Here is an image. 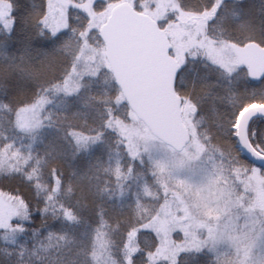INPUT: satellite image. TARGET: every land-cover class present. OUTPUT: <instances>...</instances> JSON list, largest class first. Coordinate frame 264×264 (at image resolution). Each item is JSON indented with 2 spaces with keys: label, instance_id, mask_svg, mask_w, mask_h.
<instances>
[{
  "label": "trees",
  "instance_id": "trees-1",
  "mask_svg": "<svg viewBox=\"0 0 264 264\" xmlns=\"http://www.w3.org/2000/svg\"><path fill=\"white\" fill-rule=\"evenodd\" d=\"M6 1L12 8L13 26L9 32L0 27V106L4 107L0 148L20 137L12 122L14 112L62 85L85 39L105 45L96 30L84 37L88 18L78 8L69 9L67 27L53 34L42 24L49 0ZM143 1L134 0L132 5L141 11ZM178 1L188 11L206 10L219 2L218 13L208 24L210 36L264 45V0ZM106 3L116 6L124 0ZM101 70L98 77L84 75L81 92L61 100V109L42 129L33 149L40 159L36 176L27 168L23 173H0V193L21 199L27 213L24 220L13 221L9 229L14 234L0 229V264H99L93 257V237L102 221L110 229L117 264H165L154 254L157 236L144 227L162 197L146 194L152 182L150 161L131 157L118 130L112 128L115 121L130 122L132 111L125 98L117 102L122 90L113 72ZM104 77L108 79L103 81ZM176 91L194 108L199 138L219 154L221 163L230 168L256 166L238 146L236 122L243 108L264 103V79L251 81L245 67L230 74L191 58L180 64ZM65 126L81 127L86 134L97 135L99 142L88 151L77 149ZM248 134L253 146L264 152V118L253 119ZM115 164L118 172H113ZM140 202L151 209L150 215L137 210ZM177 264L219 263L201 250L181 252Z\"/></svg>",
  "mask_w": 264,
  "mask_h": 264
},
{
  "label": "rangeland",
  "instance_id": "rangeland-1",
  "mask_svg": "<svg viewBox=\"0 0 264 264\" xmlns=\"http://www.w3.org/2000/svg\"><path fill=\"white\" fill-rule=\"evenodd\" d=\"M124 2L132 5L134 0ZM219 4L202 11L184 10L178 0H145L139 6L141 12L165 29L179 68L193 58L206 60L232 74L240 64L230 42L215 39L207 32ZM71 7L87 15L84 37H88L92 30L100 34L114 5L107 4L106 0H49L43 26L53 34L65 29ZM11 12L10 3L0 0V27L7 32L13 26ZM101 69L112 71L105 45L96 46L85 39L75 66L62 85L50 96L43 93L33 103L14 112L12 122L20 137L0 148V173H23L27 168L31 176H36L34 172L40 159L33 149L42 129L61 109V100L81 92L83 76L94 73L98 77ZM122 98H125L123 93L118 95L117 102ZM188 105L183 104L182 114L191 139L182 151L158 138L132 110L128 114L130 122L119 125V121H113L112 128L118 130L130 156L150 161L152 182L146 194L162 197L144 224L158 238L154 254L165 264H177L183 251L201 250L210 252L219 264H264V173L258 166L230 168L221 163L218 153L209 150L199 138L193 122L194 108ZM2 110L4 107L0 106ZM64 130H69L68 135L77 149L88 151L99 142L97 135L86 134L81 127L65 126ZM113 172H118L117 164ZM136 208L141 214L151 213L142 202ZM26 214V205L21 199L0 193V229L11 232L13 221L24 220ZM109 232L102 221L93 237V257L99 264H117Z\"/></svg>",
  "mask_w": 264,
  "mask_h": 264
},
{
  "label": "water",
  "instance_id": "water-1",
  "mask_svg": "<svg viewBox=\"0 0 264 264\" xmlns=\"http://www.w3.org/2000/svg\"><path fill=\"white\" fill-rule=\"evenodd\" d=\"M113 75L129 107L166 144L182 151L190 142L183 121V99L176 91L179 63L171 54L172 44L157 21L129 3L116 5L100 30ZM239 62L253 82L264 79V45L230 42ZM264 118V103L244 108L238 116V146L245 157L264 168V152L250 141L253 119Z\"/></svg>",
  "mask_w": 264,
  "mask_h": 264
},
{
  "label": "flooded vegetation",
  "instance_id": "flooded-vegetation-1",
  "mask_svg": "<svg viewBox=\"0 0 264 264\" xmlns=\"http://www.w3.org/2000/svg\"><path fill=\"white\" fill-rule=\"evenodd\" d=\"M234 51V50H233ZM235 52V51H234ZM235 55H236V52H235ZM236 57H237V55H236ZM238 59V58H237ZM239 61V60H238ZM239 64H240V67H245V69H246V72H247V68H246V66L245 65H243V64H241L240 62H239ZM247 75H248V73H247ZM249 78V77H248Z\"/></svg>",
  "mask_w": 264,
  "mask_h": 264
}]
</instances>
